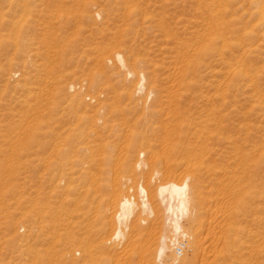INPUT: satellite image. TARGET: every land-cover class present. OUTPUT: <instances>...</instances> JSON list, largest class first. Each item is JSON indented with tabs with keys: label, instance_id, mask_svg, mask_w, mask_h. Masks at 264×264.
Segmentation results:
<instances>
[{
	"label": "rangeland",
	"instance_id": "obj_1",
	"mask_svg": "<svg viewBox=\"0 0 264 264\" xmlns=\"http://www.w3.org/2000/svg\"><path fill=\"white\" fill-rule=\"evenodd\" d=\"M196 9V0H0V264H141L137 256L132 259L129 253L122 255V250L119 256L112 249L105 254L101 246L102 221L110 219L104 216L102 198L109 192L100 190V181L95 184L93 180L102 175L103 168L110 169L112 183L119 182L113 183L120 187L118 192H127L137 203L139 197L129 187L141 182L148 189L167 176L181 182L184 175L197 173L208 210L203 219L209 222L199 227V254L188 247L183 256L173 250L167 258L186 259L188 264H204L211 258L210 226L222 220L227 197L223 184L229 183L227 168L235 167L233 161L208 155L203 166L200 157L172 154L161 143L168 129L189 130L185 121L195 127L206 120L212 104L232 114L217 117L212 128L218 124V132L250 151L252 142H258L257 162L264 169V61L239 69L218 61L198 35L201 24ZM18 38L19 45L11 44ZM20 46L23 53L18 51ZM128 71L135 74L128 76ZM141 75L146 79L145 90L136 94ZM127 92L134 93L132 99ZM149 93L152 98L145 104ZM223 97L231 100L230 105L224 107ZM180 98L187 99L186 107L193 115L176 114L180 105L175 101ZM118 109L130 114L127 127L112 116ZM104 114L110 119L109 127L121 128L88 129L86 116L98 120ZM130 129L142 133L141 144L155 147L154 157H140L148 162L146 175H132L125 163ZM92 131L104 134L106 143L117 147L113 153L105 152L111 161L92 167L72 165L87 157L80 148ZM192 161L197 165L192 166ZM82 169L95 178L73 182ZM155 171L160 176L151 181ZM130 178L134 184L121 188ZM71 187L77 191L73 207ZM249 207L247 198L233 206L243 212ZM72 209L79 217L74 240ZM82 213H88L84 222ZM99 215L101 222L96 220ZM81 223L89 228L83 229ZM239 224L246 225L243 220ZM181 242L186 244V240Z\"/></svg>",
	"mask_w": 264,
	"mask_h": 264
},
{
	"label": "bare ground",
	"instance_id": "obj_2",
	"mask_svg": "<svg viewBox=\"0 0 264 264\" xmlns=\"http://www.w3.org/2000/svg\"><path fill=\"white\" fill-rule=\"evenodd\" d=\"M196 3V13L201 24H199L201 30L198 35L214 52V57L218 61L228 64L230 68L234 69H239L242 65H248L252 62L264 61V55L262 56L264 46L261 44L264 43V0H196ZM19 38L17 42L12 41L11 44L19 45ZM18 51L23 53V47L20 46ZM118 59L122 66L125 67L123 58L118 56ZM134 74L128 71V76H133ZM138 80L140 82L137 84L136 94H142L145 90L146 79L141 75ZM127 93L129 94L130 92ZM152 94L149 93L146 101H144L145 104L152 98ZM133 95L134 93H131L128 96L132 99ZM220 101L225 105L224 107L231 103V100L226 97L221 98ZM175 105H180L176 109L178 116L193 115L192 109L186 107L187 99H176ZM209 105H211V109L209 108L206 120L200 121L195 127H193L192 123L187 124L188 121H185L184 123H186L185 125L188 126L189 130H184V128L168 129V134L161 145L165 150L171 151L172 154L185 152L188 156L193 154L190 155L192 158L200 157L199 159L202 161H199V164L203 166L205 164L203 159L208 155H218V157L223 155L225 158L232 160L235 166L228 167L227 164L225 165L231 173V177L227 175L229 183L227 182V185L223 184V191L227 193V197L224 199L226 206L222 220L219 222L220 225L210 226V230L213 229L210 253H208L211 258L207 259L204 264H264V218L262 215L264 207V169L260 162H257L259 143L253 141V151H250L239 145L235 138L228 137L222 131L218 132L216 129L219 126L218 124L215 129L212 128L213 123H217V117L223 115L228 118L232 114L226 113L218 106L212 107V104ZM204 111L207 113L208 109H204ZM105 115L99 116L98 120L86 116L84 121L89 125L88 129L100 128L103 132H108L110 128L113 129L112 131L121 128L120 125L109 127L110 119L105 118ZM112 116L119 117L118 120L121 119L125 127L130 123V114L128 112L120 110L119 112H112ZM138 123V125H142L144 119ZM242 131L241 129L239 132L241 133ZM128 133L129 142L125 147L126 151H123L125 153V163L133 172L132 175H146V169L149 165L148 162L140 157L145 154L150 156L155 154V147L150 144L146 146L143 143L141 144L142 133L131 129L128 130ZM88 137L90 141L85 139L86 142L82 143L83 145L80 148V153H84L87 157L81 162L73 161L72 165L79 166L82 164L85 166L88 164L92 167L97 165L98 162H110L112 157L109 158L105 152L108 150L113 153L117 147L106 143L108 140H106L104 134L96 131L89 132ZM218 148L222 149L219 150ZM152 156L154 157V155ZM226 162L228 161L226 160ZM193 163L192 161L190 164L192 166L197 165ZM187 165L189 166V164ZM82 170L80 177L72 178L73 182L80 181L82 178L83 180H88L91 177L95 178L87 169ZM109 172L110 169L103 168L102 175L93 180L95 184L100 181L98 183L100 190L109 192V195L105 197L106 199L102 198V202L106 203V208L103 211L104 216L110 219L102 221L103 218L100 215L96 219L97 222L102 221L99 235L102 236L100 243L104 251L118 250L120 254V250H122V255L123 253H129L132 259L137 256L141 264H188L186 259H178V257L183 256V253L182 255H176L175 253L178 257H174L171 260L167 258V253L173 250L175 252L179 244L183 245L184 249L189 247L195 255L199 254L201 248L199 240L200 228L204 222H209L203 219L204 212L208 210L205 211L203 187L197 173L190 172L184 175L181 178V182L170 180L168 176L164 177L162 175L169 180L163 179L164 181H162L159 178L162 182L155 181V184L152 183L148 189L139 182L129 187V192H134L136 196L138 195L140 203H137L139 201L136 202L133 196L127 194V192L126 194H123L120 190L118 192L117 188L119 186L115 185H118L117 183L119 182L114 181L113 183H116L114 185L108 177L110 175ZM159 176L160 173L155 171L151 181L157 180ZM131 180V178L126 179L121 183V188L126 186V189H128L127 186L130 185ZM131 184L133 185L134 183ZM69 189L70 205L73 207L76 202L77 191L74 187ZM229 194L231 196L230 201ZM243 194V201L247 198V201L251 203V207L248 208L247 212H243L244 210L237 211L233 208L235 204L243 202L240 198ZM75 212L76 210L72 209L69 218L71 223L70 235L73 240L75 239L76 230L75 219L79 218L77 217L78 215H75ZM86 216H88V213L81 214L80 218L83 219V222L87 218ZM132 218L136 219L130 222ZM240 220L245 222V227L239 224ZM81 224L83 229L87 226V229L89 228V225ZM219 232L221 235H219V241H216L218 234H220ZM243 236L246 237V240L243 239ZM73 240L72 242H74ZM181 240H186V244L181 242ZM221 241L222 245H220ZM92 253H90L91 256L93 255ZM104 253L106 254L107 251ZM122 255L120 254L119 256ZM104 261L109 263L107 258ZM119 261L121 263V260ZM137 264H139V261Z\"/></svg>",
	"mask_w": 264,
	"mask_h": 264
},
{
	"label": "built area",
	"instance_id": "obj_3",
	"mask_svg": "<svg viewBox=\"0 0 264 264\" xmlns=\"http://www.w3.org/2000/svg\"><path fill=\"white\" fill-rule=\"evenodd\" d=\"M183 251H184V246L181 245V244H179V245L176 247V249H175V253H176V255H182Z\"/></svg>",
	"mask_w": 264,
	"mask_h": 264
}]
</instances>
